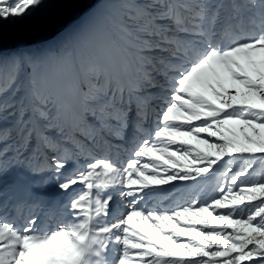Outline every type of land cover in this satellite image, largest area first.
<instances>
[{
    "label": "snow or ice",
    "instance_id": "1",
    "mask_svg": "<svg viewBox=\"0 0 264 264\" xmlns=\"http://www.w3.org/2000/svg\"><path fill=\"white\" fill-rule=\"evenodd\" d=\"M91 4L0 0V20L28 18L0 27V264H264V174L249 171L264 159V0H137L119 18ZM101 18L130 42L138 76L87 61L74 99L49 110L41 65ZM174 182H195L184 203H150ZM50 184L70 195L49 201Z\"/></svg>",
    "mask_w": 264,
    "mask_h": 264
},
{
    "label": "rangeland",
    "instance_id": "2",
    "mask_svg": "<svg viewBox=\"0 0 264 264\" xmlns=\"http://www.w3.org/2000/svg\"><path fill=\"white\" fill-rule=\"evenodd\" d=\"M130 5L135 4H131L130 0H99L97 3V7L93 9L95 10L100 9L102 6H109L113 10L112 15L116 18H119L123 15L121 8L128 7ZM82 18H80L78 26L81 24ZM27 19L28 18L25 17L24 20H21L20 18L0 20V27H2L6 31L11 30L17 24L26 22ZM75 27L76 26H74V28ZM36 43L37 42L35 41L27 43L24 47L26 48V50L38 51L36 47L38 45H36ZM109 44L110 47L108 46ZM45 45L46 47L49 46L47 43ZM96 49H100L102 52H104L106 56L111 59L116 65L118 63V68L120 67L119 69H122V71L126 73L127 81L136 79V75L138 76L139 74V69L137 68L135 55L130 50V42L120 35L114 22H110L109 20L101 18L98 21L94 31H92L91 33H86L85 35L81 36H69L62 44L54 46L48 53V55H50V58L46 59L41 65L39 69L41 90L45 94L51 93L53 97L52 103L47 105L49 110L54 111L53 105L63 103V100H61L62 93H64V95L66 96V99H64L67 100L66 102H70L74 99L75 90L78 86L76 73L79 66L83 65L87 61H95L101 66L107 68L105 63L98 55ZM9 50L7 53H9ZM115 60H118V62H115ZM135 69L137 70L136 75L134 72ZM32 71L33 70L29 68L20 73L17 87L24 83L27 78V73ZM3 86L7 87V83L5 82ZM23 94V91H21L16 95V98L20 99ZM159 110L160 106H158L157 104L156 112L159 113ZM62 115L65 120L70 121V110L63 113ZM155 115L156 118H158L157 114ZM155 121V127H157L159 121L158 119H155ZM0 127H3V125H0ZM78 144H83V142H80V140L75 138L71 139L70 144L66 145V147H71ZM103 154L104 153H97V157L102 156ZM241 165L242 161L235 162L236 167H240ZM249 171L251 173V179H258L261 174H264V159H261L259 154L255 159L252 160V168ZM215 184L216 180L214 178L201 182V186L206 185L209 188L213 187ZM174 185L175 186H165L172 194L168 200L165 201L162 196L157 195L153 196L150 203L159 207L182 204L188 199L187 193L192 192L195 188V182H174ZM53 189H55L54 185L50 184L47 191H52ZM75 190L79 191V187H76ZM61 195L67 198L70 193H61ZM197 198L202 199L203 197Z\"/></svg>",
    "mask_w": 264,
    "mask_h": 264
},
{
    "label": "bare ground",
    "instance_id": "3",
    "mask_svg": "<svg viewBox=\"0 0 264 264\" xmlns=\"http://www.w3.org/2000/svg\"><path fill=\"white\" fill-rule=\"evenodd\" d=\"M130 1H131V4L137 3V1H135V0H130ZM78 22H80V19L78 20ZM78 22H74V23L76 24ZM36 45H38V46H36L38 51L40 49L45 48L43 43L37 42ZM108 46L110 47V44ZM8 50H9V47L6 46L3 49V54L8 55V53H7ZM96 51H97L98 55L100 56V58L102 59V61L105 63V65L110 69V71L118 72L119 75L126 81L125 75L120 72V69H119L120 67L118 68V66H117L118 63L116 65L100 49H96ZM115 62H118V60H115ZM64 99H66V96L64 95V93H62L61 100H63V103H66L67 100H64ZM152 109L153 110H151V114H150L148 120L145 122V128L148 130H152L155 127V125H156L155 119H158V118H156V115H155L156 114V105H154V107ZM69 135H72V134L70 133ZM76 138L78 140H80V142H83V140H81L78 135L76 136ZM116 157H118V159L122 160V161L127 159V157H130V153L125 150V145H121V151H120V153L116 154ZM47 192H48L49 201H62V200L65 201L66 200L64 198V196L61 195V193L59 191H57L56 189H53L52 191L48 190ZM56 219H57V217H56V213H55L54 209H46L45 212L41 214L42 226H44V227H49V226L55 224Z\"/></svg>",
    "mask_w": 264,
    "mask_h": 264
},
{
    "label": "water",
    "instance_id": "4",
    "mask_svg": "<svg viewBox=\"0 0 264 264\" xmlns=\"http://www.w3.org/2000/svg\"><path fill=\"white\" fill-rule=\"evenodd\" d=\"M99 0H92V4L90 5V7L92 8H96L97 7V3H98ZM84 15V13H81V17ZM81 17H78L75 22H78V20L81 18ZM79 22L78 23H74V26H78ZM31 42H34V41H31ZM31 42H28V43H31ZM47 42L44 43V46L46 47V44Z\"/></svg>",
    "mask_w": 264,
    "mask_h": 264
}]
</instances>
